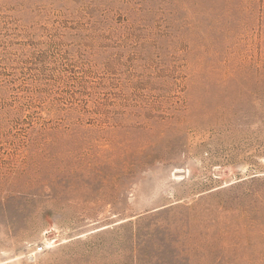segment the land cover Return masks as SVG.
Here are the masks:
<instances>
[{"label": "rangeland", "instance_id": "obj_1", "mask_svg": "<svg viewBox=\"0 0 264 264\" xmlns=\"http://www.w3.org/2000/svg\"><path fill=\"white\" fill-rule=\"evenodd\" d=\"M0 264H264V0H0Z\"/></svg>", "mask_w": 264, "mask_h": 264}, {"label": "built area", "instance_id": "obj_2", "mask_svg": "<svg viewBox=\"0 0 264 264\" xmlns=\"http://www.w3.org/2000/svg\"><path fill=\"white\" fill-rule=\"evenodd\" d=\"M38 252L42 251V248L37 249Z\"/></svg>", "mask_w": 264, "mask_h": 264}, {"label": "bare ground", "instance_id": "obj_3", "mask_svg": "<svg viewBox=\"0 0 264 264\" xmlns=\"http://www.w3.org/2000/svg\"><path fill=\"white\" fill-rule=\"evenodd\" d=\"M179 172V171H178Z\"/></svg>", "mask_w": 264, "mask_h": 264}]
</instances>
